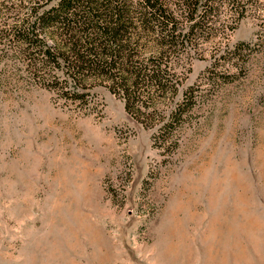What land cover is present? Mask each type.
Returning a JSON list of instances; mask_svg holds the SVG:
<instances>
[{"label":"rangeland","instance_id":"obj_1","mask_svg":"<svg viewBox=\"0 0 264 264\" xmlns=\"http://www.w3.org/2000/svg\"><path fill=\"white\" fill-rule=\"evenodd\" d=\"M240 41L214 69L210 42L181 58L197 99L169 150L106 86L96 114L0 85V264H264V21Z\"/></svg>","mask_w":264,"mask_h":264},{"label":"trees","instance_id":"obj_2","mask_svg":"<svg viewBox=\"0 0 264 264\" xmlns=\"http://www.w3.org/2000/svg\"><path fill=\"white\" fill-rule=\"evenodd\" d=\"M248 13L264 21V0H0V85L38 84L56 101L99 114L106 86L126 112L155 127L158 147L188 123L196 87L180 92L182 57L211 43V67L251 43L222 44ZM233 75L224 73L225 81Z\"/></svg>","mask_w":264,"mask_h":264}]
</instances>
